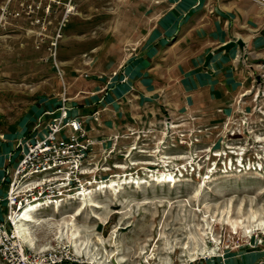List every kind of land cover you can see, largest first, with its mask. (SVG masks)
<instances>
[{
  "label": "rangeland",
  "instance_id": "obj_1",
  "mask_svg": "<svg viewBox=\"0 0 264 264\" xmlns=\"http://www.w3.org/2000/svg\"><path fill=\"white\" fill-rule=\"evenodd\" d=\"M156 1L77 0L63 20L59 12L28 18L20 4L30 0H0V141L40 95L65 98L69 110L101 109L100 127L88 119L86 130L109 136L93 147L88 189L20 223L21 238L36 250L67 245L94 264L264 263V54L242 61L235 91L218 90L231 98L228 111L205 91L190 105L170 69L188 53L139 45L167 14ZM145 55L162 64L159 104L138 103L133 87L124 102L97 107L96 92L109 91L104 78ZM109 115L112 128L102 126Z\"/></svg>",
  "mask_w": 264,
  "mask_h": 264
},
{
  "label": "crops",
  "instance_id": "obj_2",
  "mask_svg": "<svg viewBox=\"0 0 264 264\" xmlns=\"http://www.w3.org/2000/svg\"><path fill=\"white\" fill-rule=\"evenodd\" d=\"M154 4L155 9L161 8L158 5H162L167 14L158 22L155 32L150 36L145 34V37L141 39L140 48L150 53L153 48L161 49L168 45L188 53L185 60H181L180 63L175 62L170 68L174 71L175 77H180L179 85L182 87V93H189L182 96L190 105H193L198 103L200 94L203 95L205 91L206 101L222 99L225 106L222 110L228 111L231 98L223 97L218 90L224 87L235 91L240 87L241 80L245 79L243 75L246 71L243 69L242 61L251 64L254 63V54L257 55L255 57H262L264 54V10L248 0H160ZM179 31L182 32L181 35L175 38ZM237 40L242 43L241 46L235 45L228 51L222 50L223 46ZM247 52L250 55L244 58ZM149 53L147 56L151 57ZM209 53L212 57L208 65L204 67L205 57ZM141 58L138 57L135 60L140 62L136 67L135 62L126 63V65L124 62L121 65L123 73L120 74V78L119 74L108 77L107 80L104 78L106 85L103 88L107 87L109 91L106 94H101L100 90L96 92L97 107L101 106L99 103L102 100V105L104 101L108 105L124 102V98H127L126 95L133 87L137 88V90L133 89V96L138 99V103L149 102L153 106L159 104L162 100L159 94L162 91V81L159 77V68L162 64L156 58H150L148 61L149 58L147 59L146 55ZM136 68L138 73L134 71ZM131 71H134L132 76ZM150 72L152 73L148 74ZM240 95L243 96L241 93ZM59 105L60 102L57 100L51 102L48 95H40L37 104L30 107L28 112L16 120L15 125L4 133L8 143L0 141V180L11 174L19 158L20 147L10 160L7 158L14 151L12 147L15 140L21 141L41 136L45 125L57 114L56 109ZM67 106L69 107L68 103ZM116 109V106L110 107L111 111L117 112ZM78 111L82 114H77ZM101 111L99 108H93L89 114L83 108H78L77 111L70 109L69 115L81 119L82 115L87 116V120L83 122L88 130L89 120L100 127ZM114 115L107 116L108 119L102 126L110 128L115 126L112 119ZM103 134L104 132L99 128L96 130L97 136H91L88 131V136L95 140L96 144L108 139L109 136ZM0 217H2L1 209Z\"/></svg>",
  "mask_w": 264,
  "mask_h": 264
},
{
  "label": "built area",
  "instance_id": "obj_3",
  "mask_svg": "<svg viewBox=\"0 0 264 264\" xmlns=\"http://www.w3.org/2000/svg\"><path fill=\"white\" fill-rule=\"evenodd\" d=\"M76 1L30 0L25 9L22 3L20 7L28 18L35 12H42L45 17L59 12L65 20ZM259 4L264 6V0ZM12 16L18 17L19 13ZM66 102L62 98L57 114L45 125L41 136L21 141L15 167L0 180V264H94L64 244L36 250L17 234L23 213L35 217L46 210L56 211L91 184L86 179V166L96 141L88 136L83 120L69 115ZM4 185L5 192L1 190Z\"/></svg>",
  "mask_w": 264,
  "mask_h": 264
},
{
  "label": "water",
  "instance_id": "obj_4",
  "mask_svg": "<svg viewBox=\"0 0 264 264\" xmlns=\"http://www.w3.org/2000/svg\"><path fill=\"white\" fill-rule=\"evenodd\" d=\"M235 45H237V46H241L242 45V43L240 42V41H236V42H234V41H231V42H229L228 44H226L225 46H223L222 47V50H224V51H228V50H230L231 48H233ZM211 57H212V54H207V56L205 57V62H204V67H206L207 65H208V62L210 61V59H211Z\"/></svg>",
  "mask_w": 264,
  "mask_h": 264
},
{
  "label": "bare ground",
  "instance_id": "obj_5",
  "mask_svg": "<svg viewBox=\"0 0 264 264\" xmlns=\"http://www.w3.org/2000/svg\"><path fill=\"white\" fill-rule=\"evenodd\" d=\"M159 181H160V179H159ZM84 195H86V194H83V196ZM81 196V195H80ZM30 216H31V214L29 213V212H25V213H23L22 215H21V217H20V219H19V221H18V232H17V234H18V236L19 237H21V232L20 231H23V230H20L22 227H20V223H22V222H25V223H31V222H34L32 219H30Z\"/></svg>",
  "mask_w": 264,
  "mask_h": 264
},
{
  "label": "trees",
  "instance_id": "obj_6",
  "mask_svg": "<svg viewBox=\"0 0 264 264\" xmlns=\"http://www.w3.org/2000/svg\"><path fill=\"white\" fill-rule=\"evenodd\" d=\"M105 178V177H104Z\"/></svg>",
  "mask_w": 264,
  "mask_h": 264
}]
</instances>
